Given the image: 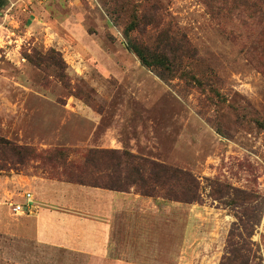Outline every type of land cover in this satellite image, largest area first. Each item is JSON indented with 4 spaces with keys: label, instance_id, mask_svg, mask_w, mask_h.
<instances>
[{
    "label": "rangeland",
    "instance_id": "rangeland-1",
    "mask_svg": "<svg viewBox=\"0 0 264 264\" xmlns=\"http://www.w3.org/2000/svg\"><path fill=\"white\" fill-rule=\"evenodd\" d=\"M167 40L190 46L169 54L170 68L143 65L129 46ZM110 131L119 147L106 146ZM88 152L99 154L88 171L63 172ZM123 153L190 172L199 201L179 202L165 181L142 195ZM5 176L132 189L188 215V264H230L234 248L264 264V0H0Z\"/></svg>",
    "mask_w": 264,
    "mask_h": 264
},
{
    "label": "crops",
    "instance_id": "crops-1",
    "mask_svg": "<svg viewBox=\"0 0 264 264\" xmlns=\"http://www.w3.org/2000/svg\"><path fill=\"white\" fill-rule=\"evenodd\" d=\"M106 137V146L119 147L111 131ZM16 180L0 177V264L189 263L188 215L174 213L171 204L160 205L133 192ZM13 183L23 186L19 197L14 196ZM25 192L32 193L36 210L31 215H14L8 202L14 197L26 204ZM52 195L60 197L52 201ZM44 201L48 211L42 213L39 203ZM63 225L69 228H57ZM45 247L54 252L49 258Z\"/></svg>",
    "mask_w": 264,
    "mask_h": 264
},
{
    "label": "trees",
    "instance_id": "trees-1",
    "mask_svg": "<svg viewBox=\"0 0 264 264\" xmlns=\"http://www.w3.org/2000/svg\"><path fill=\"white\" fill-rule=\"evenodd\" d=\"M172 42L174 40H167L165 41L164 45L162 46V51L158 49V51H151L148 47L139 46L130 42V48L134 53L138 55L140 60L142 61L143 65L151 68V67H158V68H170L171 65L174 64V61L168 58L169 54L172 55L178 51H185V49H190L188 42L183 41L181 48H175L172 46ZM171 47L173 52L170 53L168 47ZM14 153H18L17 148L12 149ZM25 155H29L30 153L26 150ZM99 154H104L105 152H98ZM115 155H119V153L110 152ZM97 153L88 152V154L84 157L85 161L84 164L80 163H70L67 165H62L63 172L69 171L70 177H77L82 173L88 171L89 167L88 164L95 160V156L99 155ZM57 157L60 158V153H56ZM121 158L125 160V164L127 166V170L124 171V177H127L130 172L135 173L137 177V181L135 182L138 184V188L142 195L144 196H152V193L163 186V181L165 183L170 182L172 183L171 189H178L180 191V197L177 199L179 202L183 203H193L199 201V183L194 178V176L187 171L180 170L178 168L168 167L163 163H159L147 157H142L139 155H134L131 153H123ZM66 163V162H64ZM95 168V167H93ZM98 172H106L99 170ZM118 171H114L113 176L117 174ZM111 172L107 173L108 177L110 176ZM64 182V181H61ZM71 181H67L66 183H70ZM82 185V184H78ZM88 187H96L102 188L106 190H112L117 192L123 193H130L132 189L128 190L127 188L119 187V186H109L103 187L98 185H82ZM136 186V187H137ZM244 229L247 230V238H251L253 235L254 227L250 226L247 223H244ZM233 235V232H232ZM249 250V248H248ZM232 258H230V264H252V260L248 257L245 249L241 248L234 250L231 252Z\"/></svg>",
    "mask_w": 264,
    "mask_h": 264
},
{
    "label": "built area",
    "instance_id": "built-area-1",
    "mask_svg": "<svg viewBox=\"0 0 264 264\" xmlns=\"http://www.w3.org/2000/svg\"><path fill=\"white\" fill-rule=\"evenodd\" d=\"M24 197L26 199V204H16L15 202H9V205L15 215H31L36 210L32 193L26 192Z\"/></svg>",
    "mask_w": 264,
    "mask_h": 264
}]
</instances>
